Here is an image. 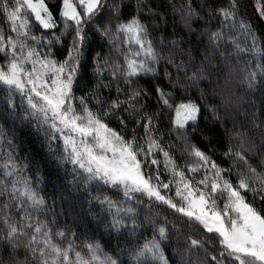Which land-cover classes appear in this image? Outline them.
<instances>
[{
  "label": "snow or ice",
  "instance_id": "6c2138e0",
  "mask_svg": "<svg viewBox=\"0 0 264 264\" xmlns=\"http://www.w3.org/2000/svg\"><path fill=\"white\" fill-rule=\"evenodd\" d=\"M0 116V264H264V0H0Z\"/></svg>",
  "mask_w": 264,
  "mask_h": 264
},
{
  "label": "trees",
  "instance_id": "16d2710c",
  "mask_svg": "<svg viewBox=\"0 0 264 264\" xmlns=\"http://www.w3.org/2000/svg\"><path fill=\"white\" fill-rule=\"evenodd\" d=\"M0 122L6 124V126H12L13 122L10 118H5L0 116ZM17 137L21 141H25L27 146L31 147L34 152L37 154L36 158L39 159L43 155V150L39 146V142L34 138V136L29 135L25 129L22 127L17 126L16 128ZM49 190H51V185L49 184Z\"/></svg>",
  "mask_w": 264,
  "mask_h": 264
}]
</instances>
